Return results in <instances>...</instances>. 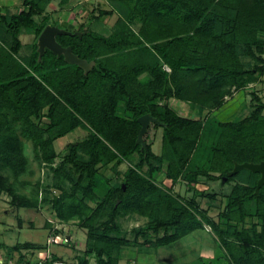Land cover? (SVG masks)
<instances>
[{
    "label": "trees",
    "instance_id": "1",
    "mask_svg": "<svg viewBox=\"0 0 264 264\" xmlns=\"http://www.w3.org/2000/svg\"><path fill=\"white\" fill-rule=\"evenodd\" d=\"M107 1L110 9H98L91 20L117 15L110 32L99 31L102 24L95 29L70 24L65 30L81 37H56L93 62L87 74L49 50L39 58L38 36L47 25L57 26L44 14L52 0H21L18 13H0V195L17 208L47 206L58 224L76 220L86 231L77 264H119L125 248L159 249L207 228L215 236L214 255L189 264H264V185L255 193L260 175L241 170L227 177L235 163L264 161V102L251 89L247 116L227 122L209 117L264 77V0ZM21 35L35 40L24 57ZM170 100L189 105L198 118L180 115ZM145 114L162 126L149 125L142 148L136 143L137 119ZM78 128L88 135L69 143L55 164V141ZM156 129L162 130L158 155L149 141ZM24 140L38 167L51 174L49 184L37 179L29 195L15 186L27 187L22 178L33 175ZM125 162L121 179L112 183L103 169ZM161 174L172 185L182 181L193 195L184 198L172 185L161 187ZM225 177L223 185L233 184L215 220L198 198L215 200L216 194L195 185ZM127 215L147 220L130 232L131 239L119 224ZM46 247L0 244V258L6 248V261L37 264L22 253Z\"/></svg>",
    "mask_w": 264,
    "mask_h": 264
},
{
    "label": "rangeland",
    "instance_id": "2",
    "mask_svg": "<svg viewBox=\"0 0 264 264\" xmlns=\"http://www.w3.org/2000/svg\"><path fill=\"white\" fill-rule=\"evenodd\" d=\"M60 0H52L46 7L45 15L49 17L47 22L49 24L55 23L62 29L68 28V25H73L75 29H95L98 25H103L99 31L110 32L114 28L117 15L104 17L101 23H92V16L97 15V10H109L110 5L107 0H70L67 5H60ZM22 8L21 0H0V13L15 14ZM22 42L19 57H24L30 54L32 44L35 42L33 35H21ZM37 43V40H36ZM264 57V54H263ZM245 59V60H244ZM247 63L246 58H243ZM255 90L262 101L264 102V77H262L256 84L249 85L248 89L241 90L231 97L226 99V103L219 109L210 114V118L220 122L233 121L247 116L251 111L250 106V90ZM169 105L176 110L180 115L185 117L198 118V115L190 109V106L176 100H170ZM161 129L152 130L149 133V141L152 142L151 149L154 154L160 153L161 148ZM88 135L86 129L78 128L73 133L64 138L58 139L54 143L56 152L59 154L55 164L62 158L67 151L69 143L80 141ZM26 145V155L30 160L32 177L25 176L22 180L29 181L30 185L20 188V193L29 195L34 191V183L37 179L49 184L51 182V174L46 167H38L37 162L33 158L31 143L24 140ZM137 156L134 154L132 163L136 162ZM129 162L119 165L117 168L107 167L103 169L106 177H112V183H117L121 179L122 174L127 169ZM12 180V177H10ZM203 180V179H202ZM205 181V180H203ZM158 182L163 188L170 187L171 181L165 179L161 174ZM222 181H206L195 185L199 191H205L216 194L215 200H210L204 197H199L198 201L202 209L206 210L208 215L217 220V215L226 203L225 195L231 189L233 183L223 185ZM172 192L180 194L184 198H190L193 195L192 188L188 187L182 182L172 185ZM10 199L7 195H0V244L2 246L12 247L16 244L24 242H32L37 245L47 246L45 251H34L32 253L24 251L27 258L37 260L45 257V253L54 255L59 262L65 264H77V258L82 257L85 250L86 231L80 229L76 225V220L69 224H58V221L52 215L49 207H40L37 209L17 208L10 204ZM47 221L53 222L52 227L46 225ZM147 220L137 215H127L119 218V224L126 236L131 239V231L134 228L144 226ZM54 228L63 230L62 233L55 234ZM70 237V240L68 239ZM55 239V242L50 243L49 239ZM69 243H64V241ZM215 236L210 229L205 231L197 230L191 234L179 239L173 245L160 247L159 249L149 248L145 246L125 248L121 253V260L119 264H189L199 256L211 257L215 252ZM140 243L141 239L138 240ZM48 244V245H47ZM8 249H1L2 256L7 255ZM17 257V253L13 254ZM93 263L94 259L90 258Z\"/></svg>",
    "mask_w": 264,
    "mask_h": 264
},
{
    "label": "water",
    "instance_id": "3",
    "mask_svg": "<svg viewBox=\"0 0 264 264\" xmlns=\"http://www.w3.org/2000/svg\"><path fill=\"white\" fill-rule=\"evenodd\" d=\"M81 34V32H70L68 30L59 28L58 26L47 25L37 38L36 44L39 58H41L46 50H49L57 57L63 56L66 63L80 67L84 71V74H87L92 69L93 62H87L86 60L80 59L73 53L71 47H63L56 40L57 36L78 35L79 37H81ZM137 121L140 125V130L137 136L136 143H141L142 148H144L146 144L143 137L147 133L149 125L152 123L157 124L158 126H162V124L158 122L157 119L151 117L149 114L142 115L137 119ZM241 170H248L252 173L260 175L255 189V193L257 194L259 189L264 185V161L260 163H235L233 169L227 174V177H232ZM227 177L222 179V183H224Z\"/></svg>",
    "mask_w": 264,
    "mask_h": 264
},
{
    "label": "built area",
    "instance_id": "4",
    "mask_svg": "<svg viewBox=\"0 0 264 264\" xmlns=\"http://www.w3.org/2000/svg\"><path fill=\"white\" fill-rule=\"evenodd\" d=\"M50 241V243H52V242H55L56 240L55 239H53V238H51V239H49ZM52 241V242H51ZM45 257H43V258H38L37 260V264H65V263H61V262H59L58 260H56V261H52L51 260V257H50V255L48 254V252L47 253H45ZM50 259V262H48V263H45V261L46 260H49ZM0 264H22V263H19V262H17V261H12V260H8V261H6L5 260V258L3 257V258H0Z\"/></svg>",
    "mask_w": 264,
    "mask_h": 264
},
{
    "label": "crops",
    "instance_id": "5",
    "mask_svg": "<svg viewBox=\"0 0 264 264\" xmlns=\"http://www.w3.org/2000/svg\"><path fill=\"white\" fill-rule=\"evenodd\" d=\"M68 238H70V237L68 236Z\"/></svg>",
    "mask_w": 264,
    "mask_h": 264
}]
</instances>
